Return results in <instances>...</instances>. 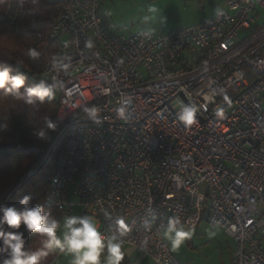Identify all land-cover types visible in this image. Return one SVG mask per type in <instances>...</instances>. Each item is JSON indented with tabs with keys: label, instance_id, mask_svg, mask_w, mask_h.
<instances>
[{
	"label": "built area",
	"instance_id": "built-area-1",
	"mask_svg": "<svg viewBox=\"0 0 264 264\" xmlns=\"http://www.w3.org/2000/svg\"><path fill=\"white\" fill-rule=\"evenodd\" d=\"M53 1L61 49L42 78L58 90L67 138L47 204L60 218L81 206L107 235L123 218V248L154 264H183L160 235L169 217L191 232L203 219L224 229L231 264H264V0H227L205 21L128 36L107 31L102 0ZM182 104L199 109L191 126Z\"/></svg>",
	"mask_w": 264,
	"mask_h": 264
},
{
	"label": "trees",
	"instance_id": "trees-1",
	"mask_svg": "<svg viewBox=\"0 0 264 264\" xmlns=\"http://www.w3.org/2000/svg\"><path fill=\"white\" fill-rule=\"evenodd\" d=\"M56 16L53 0H0V67L24 75V88L45 80L42 73L46 62L61 49V42L51 38ZM29 49H36L40 56L31 58ZM58 112L57 89H53L51 97L33 104L25 103L23 96L0 89V206L20 208L19 201L30 197V206H41L46 213L60 218L61 211L46 202L59 151L67 138L65 133L58 139L63 127ZM50 124L55 128H49ZM39 133H44V137ZM19 231L24 234L27 249L38 246L37 234L29 233L23 225ZM59 252L52 250L43 264H50ZM5 255L0 248V260ZM123 264H130L126 255Z\"/></svg>",
	"mask_w": 264,
	"mask_h": 264
},
{
	"label": "clouds",
	"instance_id": "clouds-1",
	"mask_svg": "<svg viewBox=\"0 0 264 264\" xmlns=\"http://www.w3.org/2000/svg\"><path fill=\"white\" fill-rule=\"evenodd\" d=\"M88 47H91L90 42ZM28 55L38 58L40 52L29 49ZM25 79L22 74H12L8 67H0V89L23 96L25 103L33 104L37 100L43 102L45 97L53 95V86L48 85L45 80L41 79L35 87L24 88ZM84 110L92 119L98 117L95 107ZM198 110L196 106L182 104L177 116L185 126H191L196 123ZM118 115L124 116L122 109L118 110ZM216 115L223 117V110H217ZM49 128L54 129L55 125L50 124ZM39 135L44 137V133ZM30 200V197L22 198L19 201L20 208L15 205L0 206V248L6 254L0 264H43L55 249L69 256L70 264H123V237L129 232L123 218L116 219V232L107 235L101 230L100 222L92 215H65L56 218L51 213H46L41 206H30ZM105 215L111 218L109 213ZM22 225L29 233L37 234L38 246L26 248L24 234L19 231ZM161 228L160 235L170 242L173 251L178 250L192 235L191 230L178 217H169L167 224ZM147 245L148 239L145 238L142 247L146 248Z\"/></svg>",
	"mask_w": 264,
	"mask_h": 264
},
{
	"label": "rangeland",
	"instance_id": "rangeland-1",
	"mask_svg": "<svg viewBox=\"0 0 264 264\" xmlns=\"http://www.w3.org/2000/svg\"><path fill=\"white\" fill-rule=\"evenodd\" d=\"M226 1L103 0L101 8L107 31L128 36L142 30L153 33L178 30L216 14ZM81 214L82 207L77 206L73 215ZM191 233V238L173 251L183 264H229L235 251L234 241L224 229L211 226L204 219Z\"/></svg>",
	"mask_w": 264,
	"mask_h": 264
},
{
	"label": "crops",
	"instance_id": "crops-1",
	"mask_svg": "<svg viewBox=\"0 0 264 264\" xmlns=\"http://www.w3.org/2000/svg\"><path fill=\"white\" fill-rule=\"evenodd\" d=\"M102 1H101V3H102ZM226 5H227V1H226L225 6L222 10L226 9ZM222 10H220V11H222ZM101 13H103L102 8H101ZM207 19H205V20H207ZM205 20H202V21H205ZM262 23H264V12L263 11L260 12V18L257 21L258 25H260ZM202 221H204V219ZM234 250H235V243H234ZM122 251L125 253L126 258L128 259L130 264H154L153 261L149 258V256L144 251L136 249L135 247L127 246V247H124L122 249ZM233 256H234V254H233ZM232 259H233V257H232ZM232 259L230 260L229 264H231ZM70 260H71V258L69 256H66L64 253L59 252L57 257L50 264H70Z\"/></svg>",
	"mask_w": 264,
	"mask_h": 264
},
{
	"label": "water",
	"instance_id": "water-1",
	"mask_svg": "<svg viewBox=\"0 0 264 264\" xmlns=\"http://www.w3.org/2000/svg\"><path fill=\"white\" fill-rule=\"evenodd\" d=\"M66 131H67V129L64 130V131L60 134V136L58 137V139H60V138L62 137V135H64V134L66 133ZM16 145H17V144L15 143V144H13L12 146H16ZM48 155H50V153H49Z\"/></svg>",
	"mask_w": 264,
	"mask_h": 264
}]
</instances>
